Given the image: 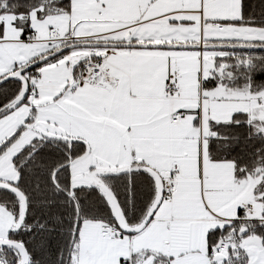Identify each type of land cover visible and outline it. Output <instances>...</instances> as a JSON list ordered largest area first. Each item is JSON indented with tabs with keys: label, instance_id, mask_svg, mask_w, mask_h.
I'll return each instance as SVG.
<instances>
[{
	"label": "snow or ice",
	"instance_id": "snow-or-ice-1",
	"mask_svg": "<svg viewBox=\"0 0 264 264\" xmlns=\"http://www.w3.org/2000/svg\"><path fill=\"white\" fill-rule=\"evenodd\" d=\"M0 264H264V0H0Z\"/></svg>",
	"mask_w": 264,
	"mask_h": 264
}]
</instances>
